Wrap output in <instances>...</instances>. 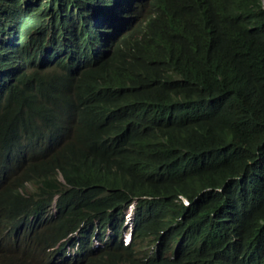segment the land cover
Masks as SVG:
<instances>
[{"label":"trees","instance_id":"16d2710c","mask_svg":"<svg viewBox=\"0 0 264 264\" xmlns=\"http://www.w3.org/2000/svg\"><path fill=\"white\" fill-rule=\"evenodd\" d=\"M0 264H264V1L0 0Z\"/></svg>","mask_w":264,"mask_h":264},{"label":"clouds","instance_id":"9594fccd","mask_svg":"<svg viewBox=\"0 0 264 264\" xmlns=\"http://www.w3.org/2000/svg\"><path fill=\"white\" fill-rule=\"evenodd\" d=\"M180 199L184 204L188 203V200L186 198H183L180 196ZM135 209V202H130L126 206V210L124 211V220H123V230L121 233V240L123 245H129L132 242L133 239V213ZM76 236V237H74ZM71 237V238H70ZM80 235L77 234V231L69 233L63 240L65 243L64 251L68 250V254H64V256L68 260H73L74 255L79 251L80 249V243L81 240H79ZM101 245V240L96 236V233H94L92 239H91V246H98ZM81 251V249H80Z\"/></svg>","mask_w":264,"mask_h":264},{"label":"bare ground","instance_id":"6f19581e","mask_svg":"<svg viewBox=\"0 0 264 264\" xmlns=\"http://www.w3.org/2000/svg\"><path fill=\"white\" fill-rule=\"evenodd\" d=\"M69 252H68V250L67 251H64V254H68Z\"/></svg>","mask_w":264,"mask_h":264},{"label":"rangeland","instance_id":"374dc122","mask_svg":"<svg viewBox=\"0 0 264 264\" xmlns=\"http://www.w3.org/2000/svg\"><path fill=\"white\" fill-rule=\"evenodd\" d=\"M264 1V0H263Z\"/></svg>","mask_w":264,"mask_h":264}]
</instances>
